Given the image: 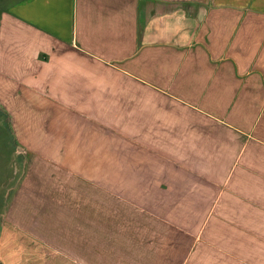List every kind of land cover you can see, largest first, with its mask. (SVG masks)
<instances>
[{"label":"crops","instance_id":"1","mask_svg":"<svg viewBox=\"0 0 264 264\" xmlns=\"http://www.w3.org/2000/svg\"><path fill=\"white\" fill-rule=\"evenodd\" d=\"M0 109L48 163L0 264H264V0H13ZM51 217L72 260L32 254Z\"/></svg>","mask_w":264,"mask_h":264},{"label":"rangeland","instance_id":"2","mask_svg":"<svg viewBox=\"0 0 264 264\" xmlns=\"http://www.w3.org/2000/svg\"><path fill=\"white\" fill-rule=\"evenodd\" d=\"M13 3V0H0V12L1 9L8 7ZM12 121L7 118L5 111L0 109V233L4 225L7 222V214L9 211V206L11 202V197L20 188L27 176L28 164L33 162L34 153H30L25 144L20 141H16L14 134L12 133ZM36 157V156H35ZM49 162V161H48ZM11 164V166H9ZM35 166H46L48 164L45 160L41 162L39 160L33 162ZM77 168H80L82 173L81 177H88L89 168L95 164H74ZM51 166V165H48ZM105 164H98V173L105 170ZM49 171V169H42ZM37 171V170H36ZM116 173V171H115ZM12 178V179H11ZM116 191L122 190V185H114ZM2 213V215H1ZM50 224L55 226H50L49 233L46 232V227H44V232L48 237L53 238L50 243L41 237L32 239L31 246L34 247V252L32 254L39 260H45V253L47 250L53 252L57 256H62L67 259H73V247H72V234H66L67 240L65 242V247L58 248L59 253H55L54 246L58 242V237L62 236L63 228L59 224V218L51 217ZM48 227V226H47ZM61 232H60V230ZM64 234V233H63ZM63 248V249H62ZM56 249V248H55ZM57 250V249H56Z\"/></svg>","mask_w":264,"mask_h":264}]
</instances>
